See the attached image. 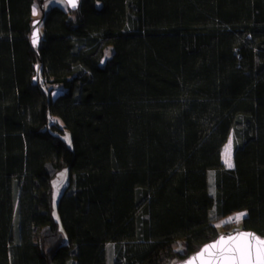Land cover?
Returning <instances> with one entry per match:
<instances>
[{
  "label": "trees",
  "instance_id": "16d2710c",
  "mask_svg": "<svg viewBox=\"0 0 264 264\" xmlns=\"http://www.w3.org/2000/svg\"><path fill=\"white\" fill-rule=\"evenodd\" d=\"M41 1L0 0V264H175L241 212L264 238V0Z\"/></svg>",
  "mask_w": 264,
  "mask_h": 264
},
{
  "label": "water",
  "instance_id": "95a60500",
  "mask_svg": "<svg viewBox=\"0 0 264 264\" xmlns=\"http://www.w3.org/2000/svg\"><path fill=\"white\" fill-rule=\"evenodd\" d=\"M50 1V0H42L41 1V9L44 10V3ZM67 4V7L71 10V11H77L80 7V1L81 0H76V4L75 7H73L68 0H64ZM43 18H39L36 19L33 24H32V28H31V35H30V40L31 43L33 45V48L36 50V52H38V48L40 46L41 43V32H40V26L42 24ZM37 34L38 36V40L37 42L34 44L33 43V35ZM241 233H247V234H253L255 237L259 238L260 240H264V238L259 237L258 235H256L253 232H249V231H244V230H238L234 233L231 234H224L219 236L216 240L207 243L206 245H204L198 252L194 253L192 256H190L188 259L179 262V263H175V264H187L188 261L193 260L194 257H197V255L206 247L212 244L217 243V241L219 240L220 237H237L238 234ZM252 244V240L249 237L248 239L245 238H240V239H233V240H228L223 247L227 248L229 246L232 247L233 251L228 253V255L230 256H234V257H241L243 256L242 259H231V260H221L219 261V264H264V261H259L257 262L255 260V254L254 251H252L250 249V245ZM252 252L251 256L249 255V252ZM208 257V253H205V256L201 259H197L193 261V264H217V261L215 258H213L211 261L207 259Z\"/></svg>",
  "mask_w": 264,
  "mask_h": 264
},
{
  "label": "rangeland",
  "instance_id": "374dc122",
  "mask_svg": "<svg viewBox=\"0 0 264 264\" xmlns=\"http://www.w3.org/2000/svg\"><path fill=\"white\" fill-rule=\"evenodd\" d=\"M53 6H58L62 9L67 10V4L64 0H50L45 2L44 4V9L48 10ZM36 14H34V17L36 19H38L41 16V12L40 10L36 7ZM56 95H58L60 92H62V88H58L56 91ZM66 142L69 144V146H72V141H71V137L70 135H66L64 136ZM229 144L231 145L230 148V159H231V163L234 164V159H233V149H234V144H235V137H234V133L231 134L226 146H224V151H223V162L226 163V159H228V157H226L225 154V149L229 146ZM227 164V163H226ZM65 174L64 178L62 180V182H60L57 186V181L60 180L61 178V174ZM214 173L212 172L211 175L209 176V185H210V191L214 192L215 191V182H214ZM69 183V171L67 169H64L63 171H61L60 173L57 174V176L54 178L52 185H53V208H54V216L57 218V203L58 200L62 194V191L64 190V188L67 186V184ZM229 219H227L226 221H221L218 222L216 224V227L219 229L220 233H224V232H229V231H234V230H240V226H237L236 224L234 225L233 223H227ZM228 224L230 225V227L228 229H224V226ZM183 249V246L180 244L178 250L181 251ZM114 259H115V246L113 244H109L107 246V261L108 264H114Z\"/></svg>",
  "mask_w": 264,
  "mask_h": 264
},
{
  "label": "snow or ice",
  "instance_id": "6c2138e0",
  "mask_svg": "<svg viewBox=\"0 0 264 264\" xmlns=\"http://www.w3.org/2000/svg\"><path fill=\"white\" fill-rule=\"evenodd\" d=\"M68 2L75 7L76 4V0H68ZM33 13L36 14V10L33 9ZM38 40V36L37 34L34 33L33 35V43L35 44ZM230 148L231 145L229 144V146L225 149V154L226 157H228V159H226V163L228 165V167H232V163H231V159H230ZM65 174H61V178L59 181H57V186L60 182H62L63 178H64ZM246 215V213H239L237 214L234 218H229V220L227 221V223H232V222H239L240 220L243 219V217ZM251 238L252 240V244L250 245V249L252 251H254L255 254V260L257 262L259 261H264V240H260L259 238L255 237L253 234H247V233H241L238 234L237 237L233 238V237H220L219 240L217 241V243L206 246L198 255L197 257H194L193 260H190L187 262V264H193L194 260L197 259H201L205 256V253H208V260H212L213 258L216 259L217 264H219V261L221 260H231V259H242L243 256L241 257H234V256H230L228 255V253L232 252L233 249L231 246L224 248L223 245L228 241V240H233V239H240V238ZM252 252H249V255L251 256Z\"/></svg>",
  "mask_w": 264,
  "mask_h": 264
},
{
  "label": "crops",
  "instance_id": "0c3cea01",
  "mask_svg": "<svg viewBox=\"0 0 264 264\" xmlns=\"http://www.w3.org/2000/svg\"><path fill=\"white\" fill-rule=\"evenodd\" d=\"M225 146H226V145H225ZM223 151H224V150H223ZM222 157H223V152H222ZM224 164H225V166H226L227 168H229V169H233V168H234V164H232V165H233L232 167H228V165H227L226 163H224ZM241 213H245V212H241ZM237 214H239V213H236V214L230 216L229 218L235 217ZM245 217H246V215L243 217L242 222H243V220H244ZM229 218H227V219H229ZM227 219H225V220H223V221H226Z\"/></svg>",
  "mask_w": 264,
  "mask_h": 264
},
{
  "label": "built area",
  "instance_id": "2783aa9c",
  "mask_svg": "<svg viewBox=\"0 0 264 264\" xmlns=\"http://www.w3.org/2000/svg\"><path fill=\"white\" fill-rule=\"evenodd\" d=\"M234 218V217H232ZM234 225L236 224L237 226H240V228L242 227V220H240L238 223L237 222H232Z\"/></svg>",
  "mask_w": 264,
  "mask_h": 264
}]
</instances>
